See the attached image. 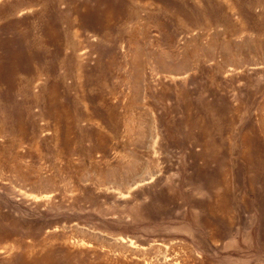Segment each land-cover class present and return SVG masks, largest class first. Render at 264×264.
Returning <instances> with one entry per match:
<instances>
[{
    "label": "rangeland",
    "instance_id": "rangeland-1",
    "mask_svg": "<svg viewBox=\"0 0 264 264\" xmlns=\"http://www.w3.org/2000/svg\"><path fill=\"white\" fill-rule=\"evenodd\" d=\"M0 264H264V0H0Z\"/></svg>",
    "mask_w": 264,
    "mask_h": 264
}]
</instances>
